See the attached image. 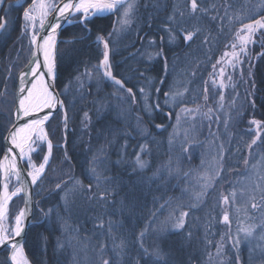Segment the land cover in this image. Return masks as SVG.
<instances>
[{
	"label": "trees",
	"instance_id": "trees-1",
	"mask_svg": "<svg viewBox=\"0 0 264 264\" xmlns=\"http://www.w3.org/2000/svg\"><path fill=\"white\" fill-rule=\"evenodd\" d=\"M16 1L5 0L0 9V17L8 12L7 31L0 34V163L7 134L14 124L18 75L32 53L27 44L19 48L25 26L23 12L32 0H24L22 5H16ZM251 2L197 0L198 10L192 14L190 0H137L131 25L121 27L118 21L122 14L118 12L75 23L63 31L58 49L56 89L67 110L68 131L65 135L62 112L47 126L53 155L35 188V212L24 245L32 264H100L102 244L106 246L109 264H163L152 255L156 248L162 250L163 260L168 264H203L198 233H190V224L183 231H171L172 209L168 211L165 207L164 211L161 210L168 199L177 198L176 180L163 183L165 179L150 176L151 170L160 163L163 165L168 155H157L155 151L147 157L153 167L146 173L133 168L136 164L132 156L145 143L156 146L157 138L166 135L158 133L156 125L166 126L167 114L174 116L178 106L165 103L170 100L165 93H170L175 72L166 74L164 61L160 58L150 61L137 57L152 51L150 40L160 45V38L164 37L167 65L171 59L183 62L181 68L186 66L184 74L187 79L193 85H200L199 102L204 98L205 88L206 95L212 92L211 86L205 84L213 65L218 66V56L223 54L235 31L242 26L241 21L250 22L264 15V10L255 13L261 3L264 6V0ZM174 11L173 23L168 18ZM80 16L74 19L78 21ZM169 27L185 30L176 31L177 39L171 44L166 32ZM195 29L199 31L186 46L185 33ZM97 36L109 40L113 75L122 79L126 88L133 90L134 102L129 94L117 91L118 86L96 71L103 48L97 45ZM261 53H264V47L258 44L252 63L244 65L245 84L238 82L244 88L241 86L236 90L246 93L247 102L243 117L234 115L232 143H251L255 138L251 129L255 125L250 121L264 122V55ZM174 69L180 68L175 65ZM182 76L183 73L175 78L179 80ZM161 80L163 84L157 94L155 86ZM140 88L148 93V104L154 106L158 103L159 109L145 110ZM145 126L150 130L148 136L142 134ZM256 143L264 144V133ZM46 151V144L39 143L38 152L33 157L37 164L42 163ZM139 155L142 161L146 159L141 150ZM94 167L100 175L99 180L92 172ZM1 191L0 170V195ZM101 195L104 199H100ZM22 206V197L12 203V220ZM109 222L114 226L111 233L108 231ZM120 240L127 242L123 254L113 247ZM58 242L63 247H58ZM83 248L85 252L82 253ZM9 253L8 248L0 251V264H9Z\"/></svg>",
	"mask_w": 264,
	"mask_h": 264
},
{
	"label": "rangeland",
	"instance_id": "rangeland-1",
	"mask_svg": "<svg viewBox=\"0 0 264 264\" xmlns=\"http://www.w3.org/2000/svg\"><path fill=\"white\" fill-rule=\"evenodd\" d=\"M61 1L62 0H48V2L56 4H61L64 0ZM248 2L252 3L251 0H247V3ZM15 3L16 5H22L24 0H18ZM263 10L264 6L261 3L257 7L255 13L259 14ZM53 12L46 17V20ZM117 13L118 12H114L112 15ZM230 16L232 17L231 14ZM80 18L78 20H80ZM260 18L261 17H258L256 19ZM73 21L76 20L74 19ZM239 29L240 28H238V30ZM238 30L235 31L231 42L227 45L223 54L218 56L217 59L221 62L217 63L218 66L212 70L207 81L208 83L205 84V86L209 84L211 86L210 91H212L207 94L209 99L208 104V99L205 100L204 98L198 102L199 97L197 93L200 85H193L191 84L192 81L187 79L184 74L186 66L181 68L183 62L170 60V64L167 65L166 74H173V72H175L172 76L173 81L170 82V93L175 95V100L172 101L170 99L169 104L173 107L178 105L176 112L174 116L167 114L166 126H161L160 128L155 127L158 133H166L165 136L157 138L156 142H154L156 146L152 145L150 147L148 145L149 142L145 143L147 147L143 151L146 155V159L143 160L144 167L140 168L137 163H135L141 147L131 158L133 163L136 164L133 168L139 173H146L153 167L147 157H150L153 153L155 154V151H157V155H168V157L164 159L163 165L160 163L156 169L154 167V169L151 170L150 176L152 179H165L163 183H166V180H176L174 188L177 191V198L173 200L172 198L168 199L165 205L161 207V210L167 208L168 211H170L172 209L170 212L171 219L169 220V227L173 232L183 231L186 225L191 224L190 233H198L199 235L198 238L201 244L200 251L204 257L203 264H236L237 249L233 248V240L230 237L239 235L243 239L244 233L238 232V228H247L249 226H256L255 231L252 237H249L248 240L239 245V264H264V251L261 250V246L264 245V240L261 239V237H264V231L259 227L260 225H264V200L261 199V197L264 196V144L232 143L231 140L234 131V115L239 116L238 118H242L247 102L246 93L241 94L243 90L236 89L237 87L241 89V86H243L238 82L245 84L244 65L246 66V63L249 64V59L241 53L240 59L243 60L244 63L237 64L236 68L233 69V67L227 63L228 60H233V63H235L233 57L231 55L224 56L226 52L230 54L233 51L231 45L234 42L237 44L235 51L239 52L240 45L235 36ZM39 31V21L37 20V34ZM260 31L264 32V29ZM120 32L118 34H120ZM2 33L3 31H0V34ZM30 34V32L26 33L23 30L19 48L23 46V44H27V46L32 48L33 53ZM243 34L244 33H242V35ZM254 38L259 41L260 33L257 32ZM24 41L26 42L24 43ZM189 44L190 41H186V46ZM258 44H260V42L248 45L250 57L254 56L253 52ZM221 57H224V59L221 60ZM140 58L150 61L158 59V57L149 59L148 54L144 56L139 55L137 57V59ZM252 61L253 58L250 64ZM175 65L180 69L175 70ZM221 68H223V76L220 74ZM240 69H243V75H241ZM182 73V78L179 80L175 78ZM229 75L232 77L231 83L228 81ZM221 79L227 87L222 88L219 86ZM214 81L215 83H213ZM161 87L162 84L158 81L155 88H159L160 90ZM180 93H182V95ZM220 95L224 96L223 101L219 100ZM209 108L212 109L211 113H208ZM182 109H191L192 111L191 113H186L182 112ZM197 109H199V111H197ZM59 112H62L63 115L62 110H59L58 113ZM206 113H208V115H205ZM178 116L180 117L179 123H177ZM209 116L212 118L209 119ZM217 117L219 119H217ZM240 121L241 120L238 119V122ZM142 129V134L144 133L145 136H148L150 132L149 128L145 126V128ZM46 130L49 138L47 127ZM251 130L256 132L255 127ZM251 130L248 131L252 132ZM262 133L264 132H261L260 137H262ZM250 144L251 148H249ZM37 152L38 148L31 153V156L33 163L39 166L33 159ZM245 161H247V163H245ZM25 165L26 169L30 171L31 168L27 162ZM209 179H211V184L205 188L204 186L208 183ZM9 184L10 191H13L15 187L19 186V182L14 176L11 178ZM222 192L223 194L226 193L225 196H229L230 198L228 205L223 203ZM232 192L236 193L234 201L231 199L230 195ZM20 197L23 198L24 205L23 196L16 197L9 205L7 218L5 220V227L9 231L14 227V220H12L10 216V208L12 203ZM197 197H199V199H197ZM252 203H256L258 207L253 209L251 207ZM222 206L225 210L222 209ZM217 207L221 208L219 213L217 212ZM227 209L230 224H225L223 222L221 226L219 220L221 219L222 221L223 211L226 212ZM182 212L188 213L184 218V227L176 228L174 227L175 221ZM90 242L92 243L91 239ZM188 242L189 241H187V243ZM218 247H221L219 254H217ZM84 249L85 248H83L82 253L85 252Z\"/></svg>",
	"mask_w": 264,
	"mask_h": 264
},
{
	"label": "snow or ice",
	"instance_id": "snow-or-ice-1",
	"mask_svg": "<svg viewBox=\"0 0 264 264\" xmlns=\"http://www.w3.org/2000/svg\"><path fill=\"white\" fill-rule=\"evenodd\" d=\"M4 4H5V0H0V8H2ZM198 7L199 6L197 0H190V12L192 14H195L197 12ZM136 8H137V0H67V2L63 3L62 5L48 2V0H32L31 6L23 12V20L25 21L24 31L26 33L28 32L31 33L30 34L31 44L36 45L37 50L42 52L44 57L43 64L46 68V71L39 72V69L41 67L39 60H35L34 61L35 66L30 67L31 75L37 76V79L35 82L31 83L30 89L26 93H25V87L21 86L19 88L18 107L15 113L17 120L21 117H28V116H32L33 114H38L44 109L54 110L56 105H59L63 109V100L59 99V96L56 94L53 84V81L56 78V74H55L56 30L61 26L60 18H64L65 20L68 21V23H72L69 14L75 15L76 13H80L82 14L80 21L83 22L84 20L89 19L91 15L119 12L122 13V18L118 22L120 23L121 27H124L132 24ZM53 11L57 13V16L54 18L55 22L50 23L48 25L51 34L38 36L37 20L39 21V29L41 31H45L46 17ZM180 15L181 17H183L182 12L180 13ZM7 16H8V12H5L4 17H0V31L3 32L7 31V25H8V21L6 19ZM168 19L170 22L173 23L175 22V11L173 12V15L169 16ZM241 24L242 26L235 34L236 39L239 41V45H240L239 52L235 51V49L237 48V44L234 42L231 45L233 51L230 54L227 52L224 54L225 57L231 55L235 60V63H233V60L227 61V63L231 65L233 69L236 68L237 64L244 63V61L240 59L241 53L249 59V64H250V61L253 57L249 56V48H248L249 44H255L257 42H260L261 47H264V32L260 31L261 29H264V15H262L260 19H252L250 22L241 21ZM85 27L87 26L85 25ZM176 31L185 32L183 28H178L175 30L171 27L166 28L168 43L171 44L177 39V36L175 34ZM198 31L199 29H195L193 31H187L184 35L185 41H192L193 36L196 35ZM257 32L260 33L259 41H257L254 38ZM242 33L244 34L242 35ZM160 41H161L160 45H157L155 40L149 41V46L152 49V51L148 52V58L152 59L158 57L162 59L164 61L165 72H166L168 61L163 51L164 37H161ZM96 43L98 46L99 45L103 46L101 52L102 60H100L99 64L96 66V71L99 72L103 77H106L109 81H111L112 84L118 86L117 91L123 90L124 92L129 94L132 102H134L135 93H133V90L131 88H126L124 81L113 75L112 65L109 59L111 52L109 40L105 39L103 36H97ZM261 55H264V53H261ZM223 59L224 57H221V60ZM220 62L221 61H217V63ZM213 68H215V65H213ZM240 72L241 75H243V69H240ZM220 74L221 76H223V68L220 69ZM27 75H28L27 72L21 73L20 80L23 81L24 77ZM85 75L90 76L91 73H85ZM141 75H143V73H141ZM249 75H251V72H249ZM45 76H49L51 78L50 81H45ZM231 80L232 77L231 75H229L228 76L229 83H231ZM159 83L163 84V80L159 81ZM213 83H215V81ZM219 86L222 88L227 87V85L223 83L222 79ZM65 91H67V88L65 89ZM155 91L159 93L160 90L159 88H156ZM140 92L145 100L144 107L146 111L150 112L153 107L159 109L160 105L158 103L154 106L149 105L147 103L148 93L145 92L144 88H140ZM206 93H207V88L204 89L205 100L208 99ZM180 94L182 95V93ZM165 96L169 97L172 101L175 100V95L169 92H166ZM219 100L223 101L224 96L220 95ZM168 102H169L168 100L165 101V103ZM191 111H192L191 109H182V112H186V113H191ZM197 111H199V109H197ZM211 112L212 109L209 108L208 113ZM208 113H206L205 115H208ZM50 115L51 112H46L42 117L38 116V118L33 119L30 122H26L24 125H18L15 123L13 124V130L9 133V136L7 137L11 147H8L6 150L7 153H13V155L10 159V157L6 154L4 156V160L7 162L6 165H0V167L5 168L4 183L2 185L3 193L2 195H0V221H3L6 218L7 205L9 201L12 199V197L19 195L21 192H24L25 196L28 199H30L31 194L28 191L29 183L35 185L37 180H39L45 172L53 148L52 142L50 139H48L47 132L44 128V124L49 119ZM211 118L212 117L209 116V119ZM179 119L180 117L178 116L177 123H179ZM217 119L219 118L217 117ZM250 124L255 125L256 128L255 138L251 141V144H255L256 141L260 139L261 132L264 131V122L253 119L250 121ZM63 126L66 135L68 131V115L66 109H63ZM156 127L160 128L161 125H156ZM40 142L46 144L47 151L46 154L43 155L42 157V163H40L39 166H37L32 161L31 153L37 150ZM251 144L249 145V148H251ZM146 147L147 145L142 146L141 152H143ZM14 150H18V152H14ZM16 156H19V159L21 161H26L29 167L34 170V171H28L26 174L27 177H30V181L24 179L21 168L17 166ZM136 163L140 168L144 167V162L141 160L139 155H137L136 157ZM245 163H247V161H245ZM92 172L96 176L97 180H99L100 175L95 167L92 169ZM13 176L19 182V186L15 187L13 191L9 192L8 185ZM76 183L79 184L80 182L76 181ZM210 184H211V179L208 180V183H206L204 187L207 188L208 186H210ZM57 187H59V185H57ZM90 188L91 185L89 186V190ZM230 195H231V199L234 201L236 193L232 192ZM100 199H104V196L101 195ZM197 199H199V197H197ZM261 199L264 200V196H262ZM222 200L225 205H228L230 198L229 196H223ZM27 203L28 201L26 199V207L24 209H21L18 212V214L15 215L14 227L10 231L4 228L3 226H0V247L7 246V248L10 249L11 251L9 257V264H30V261L28 260L25 254L24 245L19 240L16 239V237H21V234L24 231L25 219L28 213L30 212V208L27 206ZM251 207L253 209H256L258 205L256 203H252ZM187 215H188L187 212H182L180 216L176 219L174 227L183 228L184 218ZM223 222L225 224H230L229 215L227 212L223 214ZM102 226L103 225H101V227ZM113 227H114L113 224L109 222V226H108L109 233L112 232ZM255 227L256 226H249L247 228H238V232L244 233L243 239L239 235L235 237H230L233 240V245H232L233 248L237 249L236 264H239V252H238L239 245L242 242L248 240L249 237L253 236ZM259 227L261 228L262 231H264V225H260ZM143 235L144 233L142 232L140 234L141 238L143 237ZM261 239L264 240V237H261ZM140 243H141V247H143L142 239ZM126 246H127V242L124 240H120V242L118 244H115L113 247L114 249H118L120 254H123ZM58 247H63V245L58 242ZM221 247H218L217 254L220 253ZM261 250L264 251V245L261 246ZM144 251L145 253H147V249H144ZM152 255L156 257L158 262L163 261V264H168L166 260H163L164 253L159 248L154 249ZM100 264H109V258H107L106 256V246L103 244L100 247Z\"/></svg>",
	"mask_w": 264,
	"mask_h": 264
},
{
	"label": "water",
	"instance_id": "water-1",
	"mask_svg": "<svg viewBox=\"0 0 264 264\" xmlns=\"http://www.w3.org/2000/svg\"><path fill=\"white\" fill-rule=\"evenodd\" d=\"M66 2H67V0L63 1V2L61 3V5H62L63 3H66ZM113 13H114V12H113ZM113 13H104V14L91 15L89 19L84 20L83 22H81L80 20H78V21H73V20H72V23H68V21L65 20L64 18H60V25H61V26L56 30V47H55V74H56V78H55V80L53 81L54 88H55V92H56V94H57L58 96H59V94H58L57 89H56V80H57V74H58V49H59V45H60V43H61V41H62L61 36H62L63 31H64L67 27H69V26H71V25H73V24H75V23H84V22L89 21V20H92V19H94V18H96V17H106V16H109V15H112ZM79 14H80V13H79ZM56 16H57V13L54 11V12L50 15V17L45 21V31H41V30H40L39 33L37 34L38 36H44V35H47V34H51V32H50V28L48 27V25H49L50 23H54V22H55L54 18H55ZM73 16H75V15H71V14H69L70 19H71ZM76 16H77V15H76ZM32 45H33V44H32ZM36 48H37L36 45H33V53H32V56H31V58H30V60H29V62H28V64H27V66L21 71V73L27 72V71L29 70V68L33 65V63H34L35 60H37V59L43 60V59H44L42 53H39V54L36 53ZM43 68H44V70L46 71V68H45L44 64H43ZM21 73L19 74L18 81H17L16 107H15V111H14V123H15V124H18V125H24L26 122H30L31 120L38 118V116H39V117H42L46 112H51V115H50L49 119H48V120L45 122V124H44V128H45V130H46L47 125L51 122V120H52L53 117L58 113V111H59V110H62V111H63V109H65V107H64V103H63V109H62L59 105H56V107H55L54 110H53V109H44L43 111L39 112L38 114H33L32 116H28V117H21V118H19V119L17 120V117H16L15 113H16V111H17V107H18L19 88L22 86V82H21V80H20ZM45 79H46V81H50L51 78H50L49 76H45ZM59 99H61L60 96H59ZM61 100H62V99H61ZM12 130H13V126H12V128L10 129V131L8 132L7 137L9 136V133H10ZM46 132H47V130H46ZM7 137H6V140H5V152H4V155H3L2 159H1V163H0V165H4L3 163L6 162V161L4 160V156H5L6 154L10 157V159H11V157H12V155H13V153H7V151H6L8 147H11V145H10V143H9V141H8V139H7ZM48 139H49V138H48ZM14 152H18V150H14ZM52 152H53V148H52ZM51 159H52V154H51V157H50L49 163H48V165H47V167H46V169H45V172H46V170H47V168H48V166H49V164H50V162H51ZM16 160H17V166H18L19 168H21V170H22V175H23L24 179L29 180V177H27V175H26L28 171L24 168L23 161H21V160L19 159V156H16ZM0 170H1V185H3V183H4V173H5V170L3 169V167H0ZM45 172H44V174H45ZM44 174H43V176H44ZM43 176H41V178H42ZM41 178H40L39 180H37V182H36L35 185H32V184L29 183V185H28V191H29L30 194H31V195H30V199H28V198L25 196L24 192H21L19 195H16V196L12 197V199L9 201V203H8V205H7L6 218H7V214H8L9 205L11 204V202H12L16 197H18V196H23V197H24V205H23L22 209H24V208L26 207V199H27V201H28L27 206L30 208V212L28 213V215H27V217H26V219H25V222H24V225H25V226H24V231L22 232L21 237H16V239L19 240L23 245H25V241H26V236H27L28 229H29V227L32 225V222H33V216H34V212H35L34 193H35V188H36L38 182L41 180ZM29 181H30V180H29ZM8 190H9V192H11V191H10V184L8 185ZM2 193H3V188H2V191H1V195H2ZM0 226H3L4 228H6V227H5V222H4V221H0ZM4 248H7V246L0 247V251H1L2 249H4ZM24 250H25V248H24ZM10 254H11V251H10V253H9V257H10ZM25 254H26V251H25ZM26 256H27V254H26ZM27 258H28V256H27ZM28 260L30 261L29 258H28ZM30 264H32L31 261H30Z\"/></svg>",
	"mask_w": 264,
	"mask_h": 264
},
{
	"label": "bare ground",
	"instance_id": "bare-ground-1",
	"mask_svg": "<svg viewBox=\"0 0 264 264\" xmlns=\"http://www.w3.org/2000/svg\"><path fill=\"white\" fill-rule=\"evenodd\" d=\"M76 15L78 16V15H82V14L76 13L75 16H73V17L71 18V20H74V18L77 17ZM36 47H37V46H36ZM36 53L39 54V53H42V52L38 51L37 48H36ZM37 60H39V61H40V64H41V67H40V69H39V72H45V70H44V68H43V60H40V59H37ZM34 66H35V65H34V63H33V65H32L31 67H34ZM27 73H28V75L24 77V80H23V81H21V82H22V86L25 87V93L30 89L31 83L35 82L36 79H37V76H33V75H31L30 68H29V70L27 71ZM38 74H39V73H38ZM38 74H37V75H38ZM45 81H46V79H45ZM31 157H32V156H31ZM6 163H7V162H5V163H3V164L6 165ZM25 163H26V161H23V165H25ZM3 169L5 170L4 167H3ZM26 170H27V169H26ZM27 171H29V170H27ZM30 171H34V170L31 169ZM29 180H30V177H29ZM5 220H6V218H5L3 221L5 222Z\"/></svg>",
	"mask_w": 264,
	"mask_h": 264
},
{
	"label": "flooded vegetation",
	"instance_id": "flooded-vegetation-1",
	"mask_svg": "<svg viewBox=\"0 0 264 264\" xmlns=\"http://www.w3.org/2000/svg\"><path fill=\"white\" fill-rule=\"evenodd\" d=\"M222 194H223V192H222ZM225 194L226 193H224L223 194V196H225ZM222 209L223 210H225V208L222 206ZM221 211V208H219V207H217V212L219 213ZM226 212L228 213V209L226 210ZM225 213V211H223V214ZM223 214H222V218H223ZM229 215V214H228ZM230 221V220H229ZM219 222H220V225L222 226V224L221 223H223V219H222V221H221V219L219 220ZM191 225V224H190ZM225 226V225H224ZM226 227V226H225Z\"/></svg>",
	"mask_w": 264,
	"mask_h": 264
}]
</instances>
